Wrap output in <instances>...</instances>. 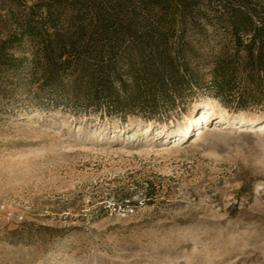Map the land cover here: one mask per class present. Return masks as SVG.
<instances>
[{"label":"rangeland","instance_id":"374dc122","mask_svg":"<svg viewBox=\"0 0 264 264\" xmlns=\"http://www.w3.org/2000/svg\"><path fill=\"white\" fill-rule=\"evenodd\" d=\"M38 1L0 0L1 35ZM195 3L181 40L197 81L144 87L120 111L56 106L22 41L18 69L0 72V264H264V93L240 71L228 103L214 98L234 39L223 1ZM113 80L123 101L138 93Z\"/></svg>","mask_w":264,"mask_h":264},{"label":"trees","instance_id":"16d2710c","mask_svg":"<svg viewBox=\"0 0 264 264\" xmlns=\"http://www.w3.org/2000/svg\"><path fill=\"white\" fill-rule=\"evenodd\" d=\"M221 1L215 18L230 30L234 44L232 50H223L217 57L208 88L215 99L228 103L242 73L264 93V0ZM195 2L40 0L18 30L0 33V72L18 69L14 55L29 38L36 47L33 78L42 89L49 88L56 106L65 100L90 107L105 99L109 109L120 111L122 103L143 95L144 87L153 96H164L170 89L191 84L187 77L197 81L182 41L187 26L202 17ZM241 51L246 53L243 61ZM124 64L126 71L121 72ZM126 75L133 77L138 93L123 101L113 79L120 80L127 91L122 82ZM69 77L71 85L66 87L63 81Z\"/></svg>","mask_w":264,"mask_h":264},{"label":"bare ground","instance_id":"6f19581e","mask_svg":"<svg viewBox=\"0 0 264 264\" xmlns=\"http://www.w3.org/2000/svg\"><path fill=\"white\" fill-rule=\"evenodd\" d=\"M248 119V118H247ZM221 120V119H220ZM225 120V119H224ZM222 121V120H221ZM245 123V122H244Z\"/></svg>","mask_w":264,"mask_h":264}]
</instances>
